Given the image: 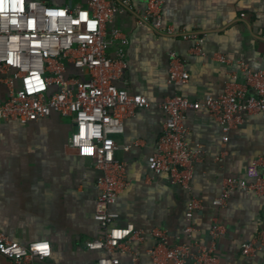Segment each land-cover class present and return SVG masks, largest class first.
I'll use <instances>...</instances> for the list:
<instances>
[{"label":"crops","instance_id":"1","mask_svg":"<svg viewBox=\"0 0 264 264\" xmlns=\"http://www.w3.org/2000/svg\"><path fill=\"white\" fill-rule=\"evenodd\" d=\"M49 1L86 5L89 0ZM145 12L146 3L134 0L108 23L109 31L121 29L130 39L128 66L119 84L152 100L151 107L126 119L124 132L115 135L121 147L117 156L127 163L128 183L111 206L119 213L112 225L134 224L138 235L114 254L127 264H154L149 250L158 241L156 228L166 230L171 242L198 240L209 246L217 219L226 227L216 241L217 264H264V246L257 255L241 249L264 228V196L238 188L224 207L213 203L226 176H245L251 161L264 155L261 114H246L226 142L219 121L206 109L186 113L188 142L203 145L189 188L151 166L167 120L161 108L165 97L180 93L201 99L221 93L236 66L215 59L218 52L254 68L264 66V0H165L166 21L204 35L201 50L194 40L155 30ZM171 51L186 62L191 75L186 84L168 82ZM7 97L8 90L0 88V99ZM73 129L58 112L28 123L0 118V232L25 245L50 240L52 254L46 263L97 264L108 254L107 249L88 246L107 233L95 218L100 171L91 151L71 147ZM192 199H200L203 206L190 218ZM191 224L195 230L189 236L186 227ZM0 264L12 261L0 253ZM184 264L198 263L189 259Z\"/></svg>","mask_w":264,"mask_h":264},{"label":"built area","instance_id":"2","mask_svg":"<svg viewBox=\"0 0 264 264\" xmlns=\"http://www.w3.org/2000/svg\"><path fill=\"white\" fill-rule=\"evenodd\" d=\"M133 1L89 0L86 5H74L49 0H0V88L8 90V97L0 99V118L28 123L58 112L74 127L71 147L94 154L100 171L95 218L107 233L104 238L89 241L88 246L108 251L97 264H127L114 252L127 247L138 235L134 224L113 226L119 213L111 208L128 183L127 163L117 156L121 147L115 135L124 132L126 119L152 106L149 96L119 84L128 66L130 39L121 29L108 30L109 21ZM143 1L144 18L155 30L194 40L196 49L201 50L204 35L185 27L178 29L166 21L165 0ZM214 58L236 66L221 93L201 99L174 93L161 102L167 120L151 166L187 188L194 177L195 161L203 152L202 144L192 147L187 140L185 117L189 110L206 109L219 121L226 142L231 131L244 123L246 114L264 117V66L254 68L244 59L221 52ZM190 77L185 60L171 51L168 82L183 85ZM263 166L261 155L251 161L245 176H226L221 194L213 203L224 207L238 188L264 196ZM202 206L200 199H192L188 216L193 217ZM194 230L192 224L186 227L189 236ZM225 230V225L215 219L210 230L212 244L207 246L198 240L171 242L166 230L156 228L153 233L158 241L149 254L154 264H184L189 259L198 264H217L216 241ZM263 246L264 228L243 242L241 249L245 254L257 255ZM0 253L12 264H57L46 263L52 254L50 240L25 245L0 232Z\"/></svg>","mask_w":264,"mask_h":264}]
</instances>
